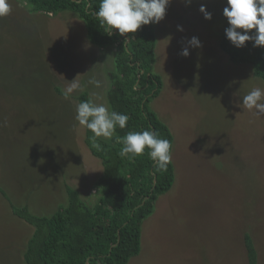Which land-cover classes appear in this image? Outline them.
I'll list each match as a JSON object with an SVG mask.
<instances>
[{
	"label": "rangeland",
	"instance_id": "rangeland-1",
	"mask_svg": "<svg viewBox=\"0 0 264 264\" xmlns=\"http://www.w3.org/2000/svg\"><path fill=\"white\" fill-rule=\"evenodd\" d=\"M8 2L10 14L0 17V264H26L34 227L12 205L53 214L67 200V183L89 203L98 198L103 165L85 144L75 108L87 91L111 111L107 70L115 48L91 43L70 10L48 15ZM226 6L171 0L165 18L153 23V71L163 87L149 106L173 133L175 182L143 220L141 252L127 264H248L245 232L264 264V115L239 106L264 80L220 48ZM192 37L200 47L190 45ZM74 80L79 87L66 97Z\"/></svg>",
	"mask_w": 264,
	"mask_h": 264
},
{
	"label": "trees",
	"instance_id": "trees-1",
	"mask_svg": "<svg viewBox=\"0 0 264 264\" xmlns=\"http://www.w3.org/2000/svg\"><path fill=\"white\" fill-rule=\"evenodd\" d=\"M34 12L70 10L84 21L88 38L99 48L114 46V68L107 70L110 87L107 96L111 111L129 116L127 126L116 127L111 140L94 137L85 127V144L101 161L103 172L95 182L98 198L94 204L80 196V191L65 184L67 200L53 214L38 215L28 206L12 205V211L34 227L24 251L26 264H127L141 252L143 220L155 209L159 195L169 191L175 182L171 160L166 170L156 169L143 155L129 159L119 155L122 139L128 132L153 130L167 139L173 148L174 136L149 103L163 87L162 76L153 71L156 61V32L153 24L143 25L136 33L120 36L104 32L94 15L100 0H22ZM255 29L250 30L253 34ZM252 41L235 47L220 35L219 46L235 64H250L255 76L264 80V46ZM64 95L63 91L55 88ZM80 103L91 101L87 91L78 97ZM57 137V136H56ZM119 141V142H118ZM32 231V229H31ZM248 264H259L258 252L249 232L244 234Z\"/></svg>",
	"mask_w": 264,
	"mask_h": 264
},
{
	"label": "clouds",
	"instance_id": "clouds-1",
	"mask_svg": "<svg viewBox=\"0 0 264 264\" xmlns=\"http://www.w3.org/2000/svg\"><path fill=\"white\" fill-rule=\"evenodd\" d=\"M187 2L190 4L191 0ZM170 3L171 0H100L99 8L94 15L106 34L112 35L118 30L120 36H125L136 33L143 25L158 24L165 18ZM200 11L204 13L206 19L212 18L204 5H201ZM10 12L11 5L8 0H0V17H5ZM47 14L53 15L52 12ZM223 15L229 24L225 29V35L235 47H245L248 41L254 42V47L264 46V0H227ZM253 29L255 32L250 34V30ZM189 43L193 47L201 46L197 37H192ZM181 54L188 56V49L185 48ZM90 82L99 86L97 81ZM78 87L74 80L65 90V96ZM239 106L249 111L254 110L257 116L264 115V89L259 87L251 89L242 97ZM75 113L78 124L86 127L94 137L111 138L116 127L125 128L129 120L128 115L109 111L104 104L92 101L79 103ZM121 139L123 146L119 155L122 158L132 159L143 155L147 148L149 158L156 169L166 170L171 162L170 141L160 138L153 130L128 132Z\"/></svg>",
	"mask_w": 264,
	"mask_h": 264
}]
</instances>
